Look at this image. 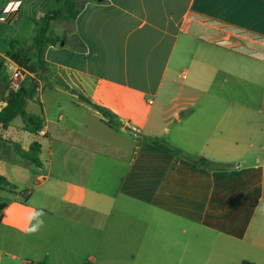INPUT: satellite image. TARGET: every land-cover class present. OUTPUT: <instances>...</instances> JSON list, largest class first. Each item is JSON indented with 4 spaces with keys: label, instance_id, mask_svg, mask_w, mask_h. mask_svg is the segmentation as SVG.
<instances>
[{
    "label": "crops",
    "instance_id": "crops-1",
    "mask_svg": "<svg viewBox=\"0 0 264 264\" xmlns=\"http://www.w3.org/2000/svg\"><path fill=\"white\" fill-rule=\"evenodd\" d=\"M78 1L67 42L46 50L49 77L22 81L40 84L43 129L0 124L25 150L41 144L39 167L0 158L16 187L0 189V264H264V0ZM10 3L14 21L35 11ZM33 208L44 226L26 235Z\"/></svg>",
    "mask_w": 264,
    "mask_h": 264
},
{
    "label": "trees",
    "instance_id": "trees-1",
    "mask_svg": "<svg viewBox=\"0 0 264 264\" xmlns=\"http://www.w3.org/2000/svg\"><path fill=\"white\" fill-rule=\"evenodd\" d=\"M60 7L56 10L45 11L42 13L41 18L36 21L35 35L31 40L29 49L17 48L15 49L13 44V53L9 54V58L18 64L21 68L29 71L32 74H37L41 77L48 72L47 63L45 61V53L49 46H57L62 42L66 43L65 37H52L51 27L54 21L73 22L80 13L82 8L81 3L78 0H58ZM40 84L37 80H32L30 84H22L17 91H13L6 86V106L0 110V124L7 126L17 117H21L24 122V128L32 134L37 135L44 126V119L42 112L40 115H32L26 111V105L28 100L35 99L37 97ZM79 100L97 110L101 115L102 122L109 128L118 131L122 125L118 117L108 108L92 101L90 98L83 94H79ZM147 139L155 144L161 145L177 154L184 155L188 159L197 160L200 166L207 167L210 165V161L204 157L193 158L189 155H185L181 150L174 148L164 138H152ZM41 144L35 141L31 144L30 148L25 150L20 143L11 142L0 137V158L13 162L21 163L24 165L41 166ZM6 187L15 189V185L10 183L8 179L0 176V189L4 190ZM30 264H42L34 263ZM242 264H253L250 262H243Z\"/></svg>",
    "mask_w": 264,
    "mask_h": 264
},
{
    "label": "rangeland",
    "instance_id": "rangeland-1",
    "mask_svg": "<svg viewBox=\"0 0 264 264\" xmlns=\"http://www.w3.org/2000/svg\"><path fill=\"white\" fill-rule=\"evenodd\" d=\"M39 5L43 6V10L38 9ZM59 7L60 3L58 0H35V11L33 12L31 17H27L25 13H22L19 21H14L11 17L7 23L0 24V52L4 53V57H0V109L4 105V101L1 98V93L3 92V88H1V85L3 82L5 83V81L10 80L14 72L13 66L6 60L9 57L8 55L13 53L14 51L12 48V44L15 49L19 47L29 49L28 44L35 35L36 21L41 18L43 12L56 10ZM70 26L71 22L54 21L51 27L52 37H57L60 39V37H63L64 34L67 36L71 35L72 31L70 29ZM182 43L183 42H180V45L176 52V56L181 50ZM6 56L7 58H5ZM47 77H49L48 72L43 74L40 78L41 80L45 81ZM189 78L190 74L184 81L186 83L189 82ZM26 111L33 114H35V112H39L40 114V104L34 100H29ZM20 121L21 118H18L15 123H19ZM151 137L159 138L153 135H151ZM125 145L126 148L131 149V143H127ZM173 232L175 233L174 230ZM1 264H22V262H20V260L15 261L11 257L6 258L5 256H2Z\"/></svg>",
    "mask_w": 264,
    "mask_h": 264
},
{
    "label": "clouds",
    "instance_id": "clouds-1",
    "mask_svg": "<svg viewBox=\"0 0 264 264\" xmlns=\"http://www.w3.org/2000/svg\"><path fill=\"white\" fill-rule=\"evenodd\" d=\"M22 0H14V4L10 3L8 8L5 11H15L20 7ZM0 22H3V17H0ZM17 207L16 204L9 205L8 208L4 209L7 216H11L13 210ZM45 216V212L43 208L37 210L35 208L29 209L27 215L25 217V224L22 227V231L26 235H33L37 233L43 226L44 220L43 217Z\"/></svg>",
    "mask_w": 264,
    "mask_h": 264
},
{
    "label": "built area",
    "instance_id": "built-area-1",
    "mask_svg": "<svg viewBox=\"0 0 264 264\" xmlns=\"http://www.w3.org/2000/svg\"><path fill=\"white\" fill-rule=\"evenodd\" d=\"M0 17H3V22H8V17L4 15L3 13H0ZM0 22V23H3ZM32 73L29 71L21 68L20 66L16 67V70L13 72L10 82V89L13 91H17L20 86L22 85V81L24 80L25 76H31Z\"/></svg>",
    "mask_w": 264,
    "mask_h": 264
},
{
    "label": "water",
    "instance_id": "water-1",
    "mask_svg": "<svg viewBox=\"0 0 264 264\" xmlns=\"http://www.w3.org/2000/svg\"><path fill=\"white\" fill-rule=\"evenodd\" d=\"M61 45L63 46V45H64V43L62 42V43H61Z\"/></svg>",
    "mask_w": 264,
    "mask_h": 264
}]
</instances>
